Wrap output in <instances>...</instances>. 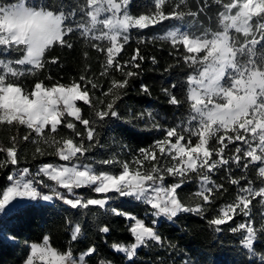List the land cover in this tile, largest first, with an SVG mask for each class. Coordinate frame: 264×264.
<instances>
[{
  "label": "snow or ice",
  "instance_id": "obj_1",
  "mask_svg": "<svg viewBox=\"0 0 264 264\" xmlns=\"http://www.w3.org/2000/svg\"><path fill=\"white\" fill-rule=\"evenodd\" d=\"M215 3L224 9L215 29L173 27L163 35L151 37L153 41L168 43L169 54L179 57L177 64L182 62L191 70L184 82L187 92L183 100L169 88L163 89L169 104H187L188 115L179 123L165 126L151 111L141 113L138 118L147 115L148 127L161 131L162 138L138 149L131 159H120L118 154L96 159L86 153L100 143L98 128L112 118L120 119L116 101L130 78L139 75L131 69H140V62L145 59L139 49L123 65L116 59L131 38L130 30L197 17L206 12L207 0L196 12L188 8L187 0H153L152 8L139 16L131 14V0H78L71 10L62 3L48 5L43 0H0V125H23L30 130L23 140L37 145L33 159L49 155L65 162L41 163L35 173L29 167H13L7 176L9 184L0 189V217L35 207L34 202L38 201H60L72 209L96 206L130 222L128 228L135 242L128 246L114 243L112 247L131 260L138 247H147L150 242L164 246L156 231L161 217L172 221L180 213L203 216L214 202L215 193L227 191L211 178L223 169L231 184L239 186L246 181V185L240 186L235 200L221 206L208 223L220 232V226L234 216L248 217L247 222L231 231L245 230L241 243L255 255L254 241L264 235V218L259 228L254 227L250 208L257 198L264 207V0ZM77 32L104 55L101 76L108 75L113 67L123 76L112 79L108 91L102 93L112 96L106 104L95 98L93 90L98 84L86 74L68 84L59 80L46 84L38 78L46 66L59 62V57L49 58L46 53L54 46L72 49L70 34ZM105 41L106 44L102 43ZM84 55L87 57L88 53ZM152 63H157L155 57ZM28 76L37 77L30 89L22 82ZM45 79L52 81L53 77ZM171 88H176V84ZM142 91L148 93L149 89L142 86ZM78 101L92 107V118L81 115ZM76 122L83 125V130ZM61 125L71 130L70 134H60ZM0 153L5 154L0 158V170L17 166V137L10 138V146L0 143ZM233 166L240 170L236 178ZM117 167L119 172L114 170ZM252 170L261 180L258 188L248 179ZM193 175L199 187L192 196L198 199L185 203L178 190ZM169 177L171 183L166 179ZM81 188H89L101 198H86L76 191ZM118 198H131L147 205L153 217L151 225L135 214L108 208L110 201ZM100 231L108 233L110 229L104 226ZM80 233L81 226L76 224L69 244ZM0 239L14 241L16 237L0 232ZM95 251V246H91L77 258L70 246L60 251L51 246L45 235L42 243H31L30 255L23 264H86V257ZM260 259L264 261V256Z\"/></svg>",
  "mask_w": 264,
  "mask_h": 264
},
{
  "label": "trees",
  "instance_id": "obj_2",
  "mask_svg": "<svg viewBox=\"0 0 264 264\" xmlns=\"http://www.w3.org/2000/svg\"><path fill=\"white\" fill-rule=\"evenodd\" d=\"M8 2V0H5ZM78 0H43L48 5L63 4L71 10L77 6ZM205 0H187L188 8L196 12L204 4ZM228 0H223L227 3ZM83 3V0H79ZM153 5V0H131L130 12L133 16L147 13ZM167 11V8L165 9ZM187 10V9H186ZM224 11L221 4L215 0H207V10L197 17H186L183 21L168 20L163 21L147 29L130 30V40L125 45L124 50L116 58L121 65L124 64L136 49L140 50L145 57L140 62L139 75L130 78L129 85L122 91L120 99L116 101V107L120 119L112 118L103 126L99 127V145L86 153L87 156L96 159H106L118 154L120 159H131L140 148H147L155 140L162 138L161 131L148 127L147 115L143 119L138 118L141 113L151 111L156 119L165 126L179 123L181 119L188 115L187 104L171 105L169 97L164 93V88H169L178 99L183 100L187 88L185 86L186 75L191 71L181 62L177 64L178 55H170V45L163 41H153L151 37L163 35L168 29L179 27L193 30L203 27H215L218 24V16ZM79 19V17H77ZM73 48L54 46L49 50L47 57H59V62L55 65H48L41 70L38 78L44 80L46 84L59 80L63 84H68L73 78L78 79L81 74H86L93 79L98 87L93 90L95 98L103 100L106 104L112 99L111 94L105 97L102 93L108 91L112 79H123L121 72L115 67L109 70L108 75L101 76L102 64L105 57L88 42L80 37L79 33L70 34ZM102 43H107L102 42ZM88 55L85 57L84 53ZM152 57L157 63H152ZM169 65H173L169 68ZM166 69H168L166 71ZM86 70V71H85ZM52 76L53 80L48 81L46 76ZM37 77L28 76L23 79V83L30 89ZM175 83L176 88L171 85ZM142 86H147L148 93L142 91ZM91 88V85L88 86ZM81 108V115L84 118H92L94 113L90 105L82 101L77 102ZM104 105H99L103 107ZM72 119V118H68ZM108 118H106L107 120ZM77 123V127L83 130V125ZM25 126L0 125V143L10 146V138L17 137L18 158L17 166L9 165L0 170V189L9 184L8 174L13 167H29L32 172L37 170L41 163H65L57 156H39L33 159V153L37 145L30 141H24L23 137L29 133ZM62 135L70 134L71 130L59 128ZM35 138V133L32 134ZM79 139V138H77ZM195 139V138H194ZM41 147L47 148L45 145ZM232 146L230 145L229 148ZM5 154L0 153V158ZM99 167V166H98ZM108 168L110 166H103ZM119 172L117 167L114 169ZM233 178L240 175V170L233 166ZM218 184H223L221 189L215 193L214 202L208 206L203 216L193 213H180L172 221L161 217L156 226V231L162 238L163 247L159 243L150 242L149 246H141L136 250V256L129 260L126 253L118 252L112 245L123 244L128 246L134 243V237L129 231V221L120 215H114L111 211L90 206L88 209H72L60 201L51 203L38 201L34 202L35 207L20 210L9 216L0 217V232L12 234L16 237L13 240L0 239V264H23L30 254L31 243H42L43 237L47 235L52 247L65 251L70 246L73 255L77 256L95 246V253L86 257V264H100L101 261H110L111 264H264L260 259L264 256V235L254 241L255 255H252L241 243L245 230L232 232V228L238 227L240 223L248 221V217L243 214L234 216L232 221L220 226L221 231L216 232L215 226H210L208 221L218 214L221 206L231 203L238 194V188L246 185V181H241V185H233L227 178L223 169L211 176ZM47 180V177H44ZM169 183L172 178H166ZM248 179L253 181L254 187L261 185V180L257 178L255 170L249 171ZM198 190V180L193 178L185 183L178 193L185 203L194 201L192 194ZM47 191V189H44ZM84 197L101 198L93 193L89 188L76 190ZM222 193V194H221ZM2 195V192H0ZM259 198L253 200L251 208V221L254 227L259 228L262 218H264V207L258 203ZM116 207L125 213L135 214L138 218L145 219L151 225L153 217L147 205L135 201L131 198H118L110 201L108 208ZM79 224L81 233L76 241L71 242L73 227ZM109 227L108 233H103L100 229Z\"/></svg>",
  "mask_w": 264,
  "mask_h": 264
},
{
  "label": "rangeland",
  "instance_id": "obj_3",
  "mask_svg": "<svg viewBox=\"0 0 264 264\" xmlns=\"http://www.w3.org/2000/svg\"><path fill=\"white\" fill-rule=\"evenodd\" d=\"M38 169V168H37ZM36 172V170L33 172V173H35ZM198 187H199V185H198ZM135 242V241H134ZM30 255V254H29ZM80 255V254H79ZM79 255H77V256H75V257H79ZM37 264H39V262H37Z\"/></svg>",
  "mask_w": 264,
  "mask_h": 264
}]
</instances>
